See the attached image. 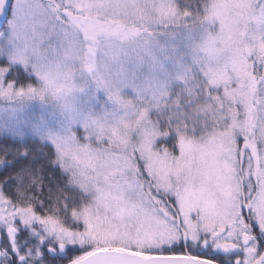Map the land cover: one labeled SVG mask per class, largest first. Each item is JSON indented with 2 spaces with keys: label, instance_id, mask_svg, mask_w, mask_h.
Instances as JSON below:
<instances>
[{
  "label": "snow or ice",
  "instance_id": "obj_1",
  "mask_svg": "<svg viewBox=\"0 0 264 264\" xmlns=\"http://www.w3.org/2000/svg\"><path fill=\"white\" fill-rule=\"evenodd\" d=\"M0 264H264V0H0Z\"/></svg>",
  "mask_w": 264,
  "mask_h": 264
}]
</instances>
